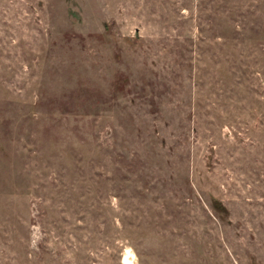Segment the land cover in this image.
I'll return each instance as SVG.
<instances>
[{
    "label": "rangeland",
    "instance_id": "obj_1",
    "mask_svg": "<svg viewBox=\"0 0 264 264\" xmlns=\"http://www.w3.org/2000/svg\"><path fill=\"white\" fill-rule=\"evenodd\" d=\"M0 264H264V0H0Z\"/></svg>",
    "mask_w": 264,
    "mask_h": 264
}]
</instances>
